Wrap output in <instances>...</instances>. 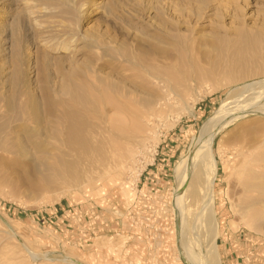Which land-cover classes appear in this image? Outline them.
Masks as SVG:
<instances>
[{
    "label": "rangeland",
    "instance_id": "1",
    "mask_svg": "<svg viewBox=\"0 0 264 264\" xmlns=\"http://www.w3.org/2000/svg\"><path fill=\"white\" fill-rule=\"evenodd\" d=\"M242 34L249 39L240 45L247 59L264 63V0H8L0 5V124L21 125L30 134L65 131L64 109L55 107L63 102L85 135L91 128L99 131L107 152L103 163L82 147L74 150L88 180L72 184L0 154V264H193L184 239L210 242L185 227L184 215L197 213L201 199L188 195L189 182L186 199L179 195L178 166L194 152L223 102L238 109L243 98L235 92L238 86L264 80V68L244 79L221 77L228 69L222 51ZM181 59L185 62L177 63ZM216 64L217 80L183 79H195L199 68ZM170 67L182 83L172 80L173 73L156 71ZM148 72L164 82L151 79L142 86L139 77ZM29 96L38 104V120L25 110ZM149 96L168 100L164 112L158 102L147 104ZM244 97L245 108L257 112L229 126L214 149L222 264L225 241L264 254L263 86ZM209 101L208 113L201 115ZM7 102L15 111L3 109ZM114 153L121 157L113 175Z\"/></svg>",
    "mask_w": 264,
    "mask_h": 264
},
{
    "label": "bare ground",
    "instance_id": "2",
    "mask_svg": "<svg viewBox=\"0 0 264 264\" xmlns=\"http://www.w3.org/2000/svg\"><path fill=\"white\" fill-rule=\"evenodd\" d=\"M7 2L8 0H0V5L7 3ZM31 12L32 11H30L29 13L31 14ZM248 42H249L248 37L243 34L239 38H237L236 43L238 45L235 43L237 46L235 45L234 47H232L231 42L228 41V44L231 46V48L230 47L226 48L225 50L222 51V54H221V58L227 62L228 69L225 70V72L221 75V77L226 78L229 81H234L237 79H244V78L249 77L250 75L252 76L253 74H256L257 72H259L260 70L264 68V63L262 61L256 58L253 60L247 59L244 52L241 50L242 47H240V45L242 46L248 45ZM183 62H185V60L181 59L177 63H183ZM27 67L29 71L28 83H31V80L34 75L31 71L32 68H30L29 59L27 62ZM212 68L213 69L209 70V68L201 67L197 70V78L192 79L185 75L183 76V79L185 82H188V83L191 80L198 81V83H203V82L210 81V80L211 81L217 80V69H218L217 64L215 65V67H212ZM171 69H174V68L170 67L167 69L165 68L164 70L158 69L156 71L159 74L173 73L172 80L175 81L176 83H180L181 82L180 78L178 77L177 74H174V72H172L173 70ZM17 73L16 75L18 76ZM18 77H16V79ZM151 79L152 80L155 79L157 82L162 84L165 78L163 80L160 79V77L157 78L156 75L151 72L150 73L148 72L147 75H141L139 77L140 84H143L142 86H145V87L147 84H151L152 82ZM17 81H16V84L18 86L21 85L20 84L21 80H19L18 83ZM28 83L24 85H27V86L30 85ZM257 85L263 86L264 88V80L257 79L253 83H250L249 85L238 86L237 91L240 90L241 93H239V91L237 92L236 90L235 92L237 93V95L239 93L240 95L243 96V98L241 97L242 100L240 101L245 103L248 100V98L244 97V94H248V92L251 91V89H253ZM128 95H129V92H128ZM163 101L166 102L168 100L166 98L156 99L150 96L146 100L147 104L151 106L153 105L155 106V104L158 102L157 109L164 112L167 104L164 103ZM242 102H240L239 105L237 106L238 109L236 107L233 108V106H231V102L230 103L227 102V104L226 102H223L224 104L222 108L217 110L213 114L211 119H209V121L207 122L201 134V137L198 140V143H197V146L194 152H192L188 157H186L184 161L182 162V164L178 166L177 176L179 178V181H178L179 195L182 194L184 198L186 197L187 193H186L185 188H186L187 183L189 182L190 188L188 190V195L191 198L200 197L201 199L200 208L198 209L197 213L195 212V214L190 213L188 215H184L185 227L192 229L193 231L201 232L202 235L205 238H207V240H209L208 242H210L209 246L207 244H205L206 245L205 246L204 244H201L200 241H198V239H195V241L191 243H189L186 239H184L183 249L191 256L193 260V264H222L218 245L216 244L218 237L221 236V230H220V223L217 218L218 212H217L216 202L214 200V185L218 178V165H217L216 160L214 159V156H215L214 149H215L217 139L222 133H224V131L229 126L236 124L238 121H240V119L242 120L243 118L250 117L252 116V114H255L257 112V109L255 107L245 108L246 105H244ZM12 103L13 102H7L6 105L7 104L8 105L3 109H7L6 111L8 112L15 111L14 105ZM240 104L241 105L243 104V105L241 106ZM56 106L64 109L60 117L62 116L61 119L66 122L65 131L60 130L59 132H55L54 130H48L46 135L45 134L43 135L42 133L41 134L40 133L30 134V133L24 132V129L22 128L24 126L15 125L14 122H13L14 125L2 123L0 124V154H7L8 156H10L8 158V161L14 164L26 163V161H29L33 163V165H35L33 167H36V166L43 167L45 168L46 171L52 174L51 179H59L68 184H70L72 181H73L72 183L74 182L77 183L78 180L81 181L83 179L85 183L88 180L87 173L83 171L84 169L82 170L80 168V161L74 159L75 157L73 158V153L76 150L80 151L81 150L80 147H82V150H84V152H87V155H88V152L92 153L97 157L99 162H103V163L104 161L106 162L107 156L105 153L107 152H105L104 142L101 141L103 140V136L99 133V131H96L97 129L93 130V128H91V131H90L91 135L92 134H95V135L94 137H92L93 136L92 135L90 139V137L86 136L90 134L89 131H88L89 134L86 133L85 135L83 131H81L76 126L77 120L73 119L74 114H72V112L69 110L70 106L68 107V105H66L63 102H60L59 104L55 105V107ZM24 107L26 111H29L30 113L35 115V118L38 120V117H37L38 104L34 102L33 100H30V96L28 98L27 103L24 105ZM47 112H50V111H47ZM15 121L17 122L18 120H15ZM134 124L132 126H134ZM94 126L96 125H93V127ZM50 139L54 140L55 144L51 143L49 141ZM45 142L48 143V146L50 147V149L47 151L46 149H43V147L45 148L46 146L44 144ZM75 146H78L79 148L77 147L76 149ZM118 149L119 147L115 149L116 152ZM131 153L134 154L133 151H131ZM114 154L115 156L110 157L112 158V164L109 167V170L113 171L111 173L113 175L114 173L116 174L119 170L118 167L120 165L119 161L121 157L119 156V154H116V153ZM110 158L108 159L110 160ZM1 162L2 161H0V163ZM108 163L109 162L107 161V164ZM103 166L106 169L105 164ZM80 169L81 171H83L84 174H82V172L80 173ZM182 229L184 230V225ZM204 242L205 241H202V243Z\"/></svg>",
    "mask_w": 264,
    "mask_h": 264
},
{
    "label": "crops",
    "instance_id": "3",
    "mask_svg": "<svg viewBox=\"0 0 264 264\" xmlns=\"http://www.w3.org/2000/svg\"><path fill=\"white\" fill-rule=\"evenodd\" d=\"M212 101H209V105L200 108V114L205 116L210 109V104ZM246 239V238H244ZM231 241V240H230ZM225 241L224 246H222V255L226 264H263L264 263V254L261 252L251 253V249L248 248L251 245L242 244L240 242Z\"/></svg>",
    "mask_w": 264,
    "mask_h": 264
}]
</instances>
